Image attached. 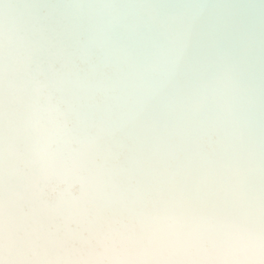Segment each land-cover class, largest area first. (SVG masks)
Instances as JSON below:
<instances>
[{"label":"clouds","instance_id":"1","mask_svg":"<svg viewBox=\"0 0 264 264\" xmlns=\"http://www.w3.org/2000/svg\"><path fill=\"white\" fill-rule=\"evenodd\" d=\"M116 7L63 0L23 25L6 22L5 88L17 103L30 96L0 136V264L128 237L158 250L243 251L246 264H264V98L257 122L220 55L228 39L193 33L169 86L199 49L191 94L226 80L221 103L212 116L180 96L161 103L155 57L141 51L151 25L131 4L119 6L129 23L118 26L113 61L81 75L82 32Z\"/></svg>","mask_w":264,"mask_h":264},{"label":"bare ground","instance_id":"2","mask_svg":"<svg viewBox=\"0 0 264 264\" xmlns=\"http://www.w3.org/2000/svg\"><path fill=\"white\" fill-rule=\"evenodd\" d=\"M63 0H0V37L6 22L25 24L29 19L43 14L42 6ZM104 5L117 6L102 18L91 32L84 30L86 41L76 54V64L81 75L95 68L103 69L115 56V46L123 39L118 26L129 23L119 6L135 5L128 10L138 19L148 21L150 29L145 33L142 53L155 57L154 68L160 78L155 88L161 93L160 102L167 103L180 96L194 108L212 116L221 103L222 92L228 82L217 85V91H206L193 97L191 81L203 71L200 50L183 65V77L171 87L168 74L174 71L184 58L188 38L193 33L202 37H226L228 48L220 55L231 60L236 68L240 87L255 102V114L259 121L261 100L264 98V0H94ZM105 75L106 72L99 73ZM10 78V77H8ZM3 53L0 52V136L6 115L22 118L24 105L29 101L26 90L19 103L14 102L5 88ZM45 102L44 98L40 103ZM175 163L174 160L161 161ZM243 251L217 254L212 250H158L150 245L138 244L132 237L109 241L88 249L71 253L61 252L56 245H49L36 256L28 255L21 264H246Z\"/></svg>","mask_w":264,"mask_h":264}]
</instances>
